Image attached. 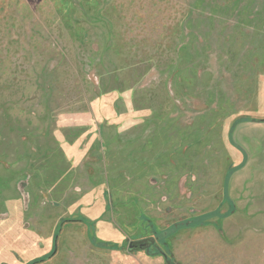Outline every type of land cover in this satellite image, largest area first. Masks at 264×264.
Wrapping results in <instances>:
<instances>
[{
  "label": "rangeland",
  "instance_id": "obj_1",
  "mask_svg": "<svg viewBox=\"0 0 264 264\" xmlns=\"http://www.w3.org/2000/svg\"><path fill=\"white\" fill-rule=\"evenodd\" d=\"M0 264H264V0H0Z\"/></svg>",
  "mask_w": 264,
  "mask_h": 264
},
{
  "label": "water",
  "instance_id": "obj_2",
  "mask_svg": "<svg viewBox=\"0 0 264 264\" xmlns=\"http://www.w3.org/2000/svg\"><path fill=\"white\" fill-rule=\"evenodd\" d=\"M143 245H139V246H133V245H130V248H135V249H138V248H141Z\"/></svg>",
  "mask_w": 264,
  "mask_h": 264
}]
</instances>
